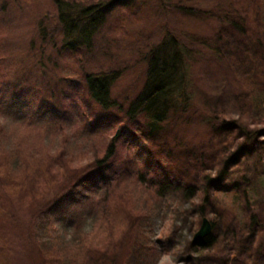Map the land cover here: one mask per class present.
I'll use <instances>...</instances> for the list:
<instances>
[{"label":"rangeland","instance_id":"obj_1","mask_svg":"<svg viewBox=\"0 0 264 264\" xmlns=\"http://www.w3.org/2000/svg\"><path fill=\"white\" fill-rule=\"evenodd\" d=\"M66 1L78 9L113 3L89 49L65 48L61 33H50L52 0H0V164L14 177L40 165L44 178L42 161L52 157L59 175L47 181L49 194L43 179L10 194L0 166V264H102L105 252L112 264H264V0ZM168 35L187 51L193 98L168 132L178 157L206 154L203 168L213 169L209 155L223 139L211 131L216 119L260 135L254 158L231 176L261 178L260 224L249 251L232 239L204 255L195 250L202 221L214 218L196 221V199L170 188L158 196L154 176L172 182L177 167L120 110L143 75L144 56ZM105 70L120 77L111 95L116 106L107 110L83 84L85 75ZM113 140L117 153L103 163ZM91 171L95 181L86 188ZM38 186L40 200L30 204ZM223 198L231 221L237 211Z\"/></svg>","mask_w":264,"mask_h":264},{"label":"trees","instance_id":"obj_2","mask_svg":"<svg viewBox=\"0 0 264 264\" xmlns=\"http://www.w3.org/2000/svg\"><path fill=\"white\" fill-rule=\"evenodd\" d=\"M52 1L57 12L53 17L52 25H50L52 27L50 33H61L62 44L65 48L70 49L90 48V42L99 33L98 30L103 24L100 20L103 19V15L106 16L110 11L109 8L113 5V3L98 2L90 8L80 7L78 9L74 1L68 3L66 0ZM240 28L243 31V28ZM47 29L42 28V34ZM186 57L185 47L171 35L165 37V40L158 43L156 47L148 50L143 58V62L146 64L143 75L137 83L136 90L120 110L128 120L141 122L146 129V138L155 148H158V151L167 150L166 156L172 166L173 163L175 164L174 169L175 167L181 168L184 161L188 162L189 166L182 169L183 171L179 170L180 168L175 169L174 172L177 175L173 180L171 179L172 182L166 179V175H155L154 177L159 180L157 183L159 185L156 186L159 197L165 198L166 192L170 188L171 194L178 193L190 201L196 199L192 210V216L195 214L196 221L199 219L197 216L211 215L214 218L212 222L210 221L213 225L211 237L205 238L199 243L193 241L191 245L195 250L204 255L211 248L218 246L220 242L219 247L225 241L232 239L241 245L239 247L241 251H249L256 238V227L260 224L261 204L258 203L259 191L255 187L260 188L261 178L256 174L254 177L245 174L239 180L232 181L231 176L235 170L247 166L249 160L254 158L256 149L253 144L258 142L260 135L258 132L250 131L241 123L236 124L216 119L214 120L216 123L210 126L211 131L218 132L223 136V139L220 147L209 155L214 164L213 169L203 168L208 160L205 158L206 154L191 155V159L178 157L180 156L177 155L179 151L173 149L167 136L171 125L180 123V120L187 116L193 102ZM118 75L117 72L108 70L85 75L83 84L93 104L106 110L116 106L112 102L111 95L116 82L120 79ZM116 149V140H113L106 149L107 153L103 161H100L103 163L109 161L117 153ZM177 149L179 150L180 146ZM185 152L186 150L182 154L185 155ZM52 160V157H48L42 161L45 165L43 168L44 178L38 175L42 168L40 165L31 166V169L26 170L22 176L14 177V172L9 168L8 163H1L0 166L5 169V177L9 181V193L21 190L26 181L41 184L40 179H43V183L45 182L47 186L45 194H49L47 181L59 176L51 172L49 163ZM66 171L60 172L62 178ZM91 174V177L86 181V188L95 181L93 178L96 176L95 173L91 171ZM99 176L101 175L99 174ZM102 176L104 175L102 174ZM141 180L142 177H139V181ZM40 188L38 186L30 195V204H33L34 200H40ZM223 196L231 200V209L235 208L237 211L231 221L225 216V212H228L225 203L228 202L224 200ZM235 227L236 229H234ZM3 250H7L6 247ZM107 258L108 254L105 252L99 261L102 264H112ZM54 260L55 257L50 259L53 262Z\"/></svg>","mask_w":264,"mask_h":264},{"label":"water","instance_id":"obj_3","mask_svg":"<svg viewBox=\"0 0 264 264\" xmlns=\"http://www.w3.org/2000/svg\"><path fill=\"white\" fill-rule=\"evenodd\" d=\"M213 232V225L211 222H209L208 219H204L202 221V226L200 227L199 231L195 234L194 242H200L204 240L205 238L211 237Z\"/></svg>","mask_w":264,"mask_h":264}]
</instances>
